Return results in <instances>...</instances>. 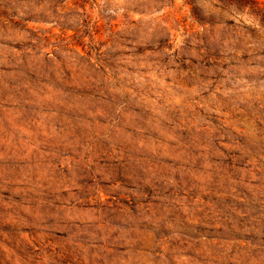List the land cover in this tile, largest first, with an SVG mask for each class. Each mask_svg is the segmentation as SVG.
<instances>
[{
  "label": "rangeland",
  "instance_id": "rangeland-1",
  "mask_svg": "<svg viewBox=\"0 0 264 264\" xmlns=\"http://www.w3.org/2000/svg\"><path fill=\"white\" fill-rule=\"evenodd\" d=\"M97 2L0 0V264H264V17Z\"/></svg>",
  "mask_w": 264,
  "mask_h": 264
},
{
  "label": "trees",
  "instance_id": "trees-1",
  "mask_svg": "<svg viewBox=\"0 0 264 264\" xmlns=\"http://www.w3.org/2000/svg\"><path fill=\"white\" fill-rule=\"evenodd\" d=\"M89 4V8H92L94 5L98 4V0H83ZM240 5L249 6L251 10L261 14L264 17V4L260 0H236ZM96 25V24H95ZM93 25H91L92 27ZM66 28L70 27L68 25L64 26Z\"/></svg>",
  "mask_w": 264,
  "mask_h": 264
}]
</instances>
